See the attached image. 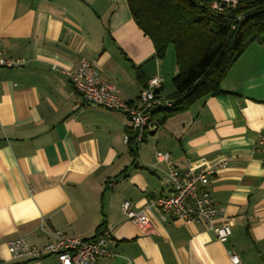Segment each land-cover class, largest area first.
<instances>
[{
    "label": "crops",
    "instance_id": "0c3cea01",
    "mask_svg": "<svg viewBox=\"0 0 264 264\" xmlns=\"http://www.w3.org/2000/svg\"><path fill=\"white\" fill-rule=\"evenodd\" d=\"M3 55L24 59L0 67V264H60L56 255L22 262L8 242L23 237L41 245L61 230L90 239L111 227L114 256L99 264H264V45L253 43L231 67L222 88L169 118L139 145L135 159L125 141L130 121L119 109L87 104L58 67L97 61L100 76L122 99L136 101L138 79L164 77L161 94L178 73L169 48L155 56L127 0H0ZM173 82V81H172ZM154 118V116H153ZM226 160L209 188L232 233L217 240L203 223L151 213L154 231L141 230L121 210L143 208L170 193L169 163Z\"/></svg>",
    "mask_w": 264,
    "mask_h": 264
},
{
    "label": "built area",
    "instance_id": "2783aa9c",
    "mask_svg": "<svg viewBox=\"0 0 264 264\" xmlns=\"http://www.w3.org/2000/svg\"><path fill=\"white\" fill-rule=\"evenodd\" d=\"M212 6L222 8L218 2H214ZM24 64L22 58L3 55L0 39V67L16 68ZM54 68L60 69L69 78L85 103L123 111L129 118L130 129L136 132L137 140L140 142L158 129L153 118L154 110L174 104L173 100L160 92L165 80L162 75L150 77L138 100L131 102L120 97L113 82L100 76L97 61L85 60L76 69L57 65ZM128 140L129 134H125V141ZM261 146H264L262 132L256 141V147ZM170 157L167 151L157 152L160 161L169 163L170 193L150 198L143 208L139 209L134 208L130 200H124L121 203L122 212L145 234L154 231L151 213H156L161 221L174 216L185 223H203L214 232L217 240L226 242L232 233L231 225L209 188L211 178L225 165L226 160L192 163L185 170H180L170 163ZM50 235L51 239L41 245L29 244L23 237H19L9 240L8 246L13 257L22 262L53 254L57 256L60 264H99L103 256L115 255L113 246L116 244V238L111 227H106L98 236L90 239L70 235L61 230H54ZM229 257L233 264H242L238 252L229 250Z\"/></svg>",
    "mask_w": 264,
    "mask_h": 264
},
{
    "label": "trees",
    "instance_id": "16d2710c",
    "mask_svg": "<svg viewBox=\"0 0 264 264\" xmlns=\"http://www.w3.org/2000/svg\"><path fill=\"white\" fill-rule=\"evenodd\" d=\"M138 26L152 39L158 58L172 46L179 66L173 77L172 106L154 110V121L163 125L207 96L233 92L222 88L231 67L253 43L264 45V0H127ZM218 2L221 9L212 4ZM138 79H145L140 66ZM129 131L128 147L136 159L137 134Z\"/></svg>",
    "mask_w": 264,
    "mask_h": 264
},
{
    "label": "rangeland",
    "instance_id": "374dc122",
    "mask_svg": "<svg viewBox=\"0 0 264 264\" xmlns=\"http://www.w3.org/2000/svg\"><path fill=\"white\" fill-rule=\"evenodd\" d=\"M168 54H169L170 58H171V57H172V58H176V53H175V50H174V48H173L172 46L169 47V53H168ZM168 85L174 87L171 78H170V79L168 78Z\"/></svg>",
    "mask_w": 264,
    "mask_h": 264
}]
</instances>
